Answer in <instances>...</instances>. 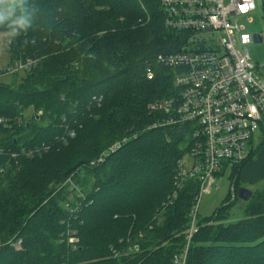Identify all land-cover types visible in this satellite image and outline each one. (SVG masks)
I'll return each instance as SVG.
<instances>
[{"label": "trees", "instance_id": "16d2710c", "mask_svg": "<svg viewBox=\"0 0 264 264\" xmlns=\"http://www.w3.org/2000/svg\"><path fill=\"white\" fill-rule=\"evenodd\" d=\"M99 1L23 0L33 11L31 26L13 33L0 23V34L10 35L5 50L10 62L0 74L36 59L29 70L7 75L11 80L0 78V264H173L184 246L199 190L196 179L184 182L172 205L162 207L150 223L129 228L135 218L127 217H148L153 195L164 193L166 203L174 190L176 164L185 153V131L150 128L161 117L147 110L149 103L171 93L168 71L157 58L175 49V36L163 28L152 0L154 10L148 0H132L134 25L145 27L140 36L122 29L126 14L120 15L125 11L119 2L102 0L105 11L100 14L106 17L97 26L111 30L94 49L86 44L73 10L80 20L91 19ZM154 16L159 18L156 26L151 24ZM147 68L153 80H147ZM83 130L102 135L98 150L60 170L51 188L35 192L29 184L24 187L27 182L19 174L28 163L59 158ZM115 142L119 148L109 153ZM40 144L50 149L31 159L18 157L17 163L11 157ZM250 159L232 167L238 177ZM246 203L238 222L212 233H207L211 222L227 218L230 208L223 204L202 220L203 226L198 217L186 264H264V190ZM168 211L174 215L166 217Z\"/></svg>", "mask_w": 264, "mask_h": 264}, {"label": "built area", "instance_id": "2783aa9c", "mask_svg": "<svg viewBox=\"0 0 264 264\" xmlns=\"http://www.w3.org/2000/svg\"><path fill=\"white\" fill-rule=\"evenodd\" d=\"M155 3L162 26L174 34L176 45L173 51L157 58L168 71L171 93L147 105L149 113L161 117L150 128L183 129L186 144L183 155L192 160L189 169L184 168L183 156L177 162L174 190L164 208L172 205L184 182L196 179L199 185L188 214L184 246L172 260L173 264H186L190 243L197 232L199 202L215 184L217 169L242 164L252 156L256 135L260 133L264 139V73L251 62L247 49L255 35L247 26L252 24L251 16L257 8L255 0H155ZM34 64L36 59L14 64L0 78L29 70ZM146 78H155L150 68L146 70ZM72 136L69 131L68 137ZM119 146L113 144L109 153ZM49 149V145L40 144L11 157L17 163L20 156L32 158ZM1 169L2 163L0 172ZM67 183H71L70 179ZM235 193L231 192L230 201L235 200Z\"/></svg>", "mask_w": 264, "mask_h": 264}, {"label": "rangeland", "instance_id": "374dc122", "mask_svg": "<svg viewBox=\"0 0 264 264\" xmlns=\"http://www.w3.org/2000/svg\"><path fill=\"white\" fill-rule=\"evenodd\" d=\"M101 1L102 0H100L99 3H95L93 12L89 13L91 19L80 20L79 18H82V16L78 13V10H73L74 14L76 15L74 19L79 24L78 27L84 32V34H86V44H89L94 49L99 47L101 42L98 41L101 38H105V40H108V36L110 34H107V32L111 30L109 29L108 31H104L97 26V23L100 20H104V18L106 17L104 14H100L101 12L105 11V7L102 5ZM129 1L130 2L127 3L128 0H116V2H119L122 5V10L125 11V13H122L120 15L126 14V17L121 16L123 18V21H120V23L123 22L124 26L122 29L125 30L126 33L128 32L130 34H137L138 36L143 35L145 33V27L142 26V24L138 25L137 27L134 25L136 18L132 17L131 15V10L133 11L134 9L133 1ZM148 1L149 3L151 2V0ZM152 1L155 2L154 0ZM255 4L257 9L251 16L252 24L247 27L251 29L253 34H258L261 37L262 41L260 43L253 42L247 47V49L251 62L255 66H257L259 70H261L262 66H264V9L262 0H255ZM149 6L150 8H153V10L155 9L154 5H152L151 3L149 4ZM154 18L156 19H153L151 24L155 25L158 23L159 18L157 16H154ZM34 19H39L38 15H34ZM152 30L150 29L149 34L150 32L152 34ZM9 38L10 35L7 33L0 34V69L5 68L10 62L9 55L5 51ZM144 41L145 40H143L141 44H143ZM10 77L12 78V76L1 78L4 81H9L11 80ZM99 108L101 107L99 106ZM99 108H97V110ZM29 110L30 109H28L25 114H27L28 112L30 113ZM40 113L41 112H38L37 114L40 115ZM99 116L100 115L93 119V121H97L95 124V128H98V125H100ZM38 125H40V123H37V126ZM263 140L264 139L261 138L260 133H258L253 140V151L257 146L260 145ZM101 141L102 135L99 134V132L83 130L81 133H79L78 137L72 143L66 146L64 150H61L63 155L59 158L44 156L39 160L28 163L26 167H24L20 171L19 174L23 176L25 178V181L27 182L24 187H27V185L29 184V189L34 190L35 192H39V190L43 191L45 188H51V186L54 184V178L56 179L60 170H66L67 167L74 165L77 161L84 158V155H90L96 149L98 150ZM97 144L98 146H96ZM185 145L186 144L184 142L181 143L182 148H184ZM22 159L31 158L27 156H20V160ZM67 162L69 163L67 164ZM182 163L185 169H189L192 166V160L187 155H183ZM10 176L11 177H9V180L13 177V175ZM241 180L242 178H240V176L238 177V173L235 168L227 167L217 169L215 184L212 186L211 191L208 194H203L201 196L198 206V217L200 218V222H202V226L204 224H207L202 220L212 217L223 204L224 206L226 205L227 208H230L229 216L227 218L217 217L213 222H211V226H209L207 233L214 232L215 229L222 224H234L242 218L243 209L247 203H242L236 200L230 201L231 192H236L237 188L243 187V185L241 184ZM256 192L257 191L252 193L254 194ZM164 196V193H159L157 198H155L154 195L151 197V200H149L148 202L149 209L147 208L149 212L148 217L144 215H137L136 213L134 215L132 214L131 216H127L131 219L135 218L133 221L134 224H131L129 228H132L133 226H135L136 228L137 226L147 223L148 221L150 223L151 220H153L157 216L162 207H164ZM223 213L225 212H222V215ZM170 215H174V211H168L166 217H169ZM146 242H149V240H146Z\"/></svg>", "mask_w": 264, "mask_h": 264}, {"label": "crops", "instance_id": "0c3cea01", "mask_svg": "<svg viewBox=\"0 0 264 264\" xmlns=\"http://www.w3.org/2000/svg\"><path fill=\"white\" fill-rule=\"evenodd\" d=\"M251 154L240 170L241 184L252 192L261 191L264 190V140Z\"/></svg>", "mask_w": 264, "mask_h": 264}, {"label": "clouds", "instance_id": "9594fccd", "mask_svg": "<svg viewBox=\"0 0 264 264\" xmlns=\"http://www.w3.org/2000/svg\"><path fill=\"white\" fill-rule=\"evenodd\" d=\"M32 17L33 11L25 7L23 0L0 3V23H7L13 33L27 30L32 24Z\"/></svg>", "mask_w": 264, "mask_h": 264}, {"label": "water", "instance_id": "95a60500", "mask_svg": "<svg viewBox=\"0 0 264 264\" xmlns=\"http://www.w3.org/2000/svg\"><path fill=\"white\" fill-rule=\"evenodd\" d=\"M263 9H264V6H263ZM261 41H262L261 37L258 34H255L254 42L260 43ZM261 71L264 73V66H262ZM252 195H253L252 191L244 187L237 188L236 193H235L236 198L242 203L248 202L250 198L252 197Z\"/></svg>", "mask_w": 264, "mask_h": 264}, {"label": "flooded vegetation", "instance_id": "af4514ba", "mask_svg": "<svg viewBox=\"0 0 264 264\" xmlns=\"http://www.w3.org/2000/svg\"><path fill=\"white\" fill-rule=\"evenodd\" d=\"M264 19V18H263Z\"/></svg>", "mask_w": 264, "mask_h": 264}]
</instances>
